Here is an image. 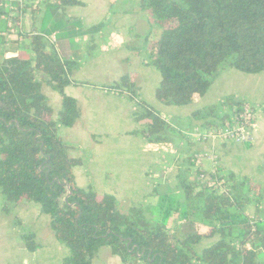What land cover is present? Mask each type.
<instances>
[{
    "label": "trees",
    "instance_id": "16d2710c",
    "mask_svg": "<svg viewBox=\"0 0 264 264\" xmlns=\"http://www.w3.org/2000/svg\"><path fill=\"white\" fill-rule=\"evenodd\" d=\"M46 4L52 5L48 11L63 12L84 5L79 0ZM13 6L17 9L0 6V35L12 23L18 27L17 39L0 36L3 212L10 214L24 202L39 204L41 215L50 217L55 240L68 251L63 264H94L104 247L122 264H264L259 261L264 254V187L226 172L219 163L217 172L209 173L189 157L185 163L194 173L180 171V165L175 189L165 195L156 190L147 203L128 211L116 197L78 186L74 168L83 162L70 156L59 131L73 128L82 116L78 101L66 93L78 63L60 57L44 37L65 24L42 33L21 32L22 9ZM139 11L148 14L151 29L143 47L130 53L150 58L161 77L156 99L166 107L196 103L227 70L264 73V0H139ZM21 38L29 41L27 48L21 47ZM137 78L128 75L109 90L135 101L132 118L142 129L133 136L152 147L168 146L165 132L171 123L138 98ZM45 84L61 98L57 113L43 91ZM244 104L228 98L193 117L202 122V131L219 129ZM209 179L217 185L210 186ZM23 240L29 253L40 249L34 234ZM205 240L213 243L198 250Z\"/></svg>",
    "mask_w": 264,
    "mask_h": 264
},
{
    "label": "crops",
    "instance_id": "0c3cea01",
    "mask_svg": "<svg viewBox=\"0 0 264 264\" xmlns=\"http://www.w3.org/2000/svg\"><path fill=\"white\" fill-rule=\"evenodd\" d=\"M46 1L23 0L24 7L20 14L21 29L19 28L21 32L42 33L46 30L56 29L53 26L63 23L65 25L59 29L60 31L57 30L51 34H56L57 38L61 35V41L58 38L56 46L49 45L50 48H55L64 60H68L66 59V55H73V48L75 46H81L90 41L88 35L91 34L95 35L94 40L97 45L99 44V50L102 54L106 53L103 57H99L89 64L86 62L87 60H84L83 55L75 56L74 61H77L78 65L75 66L72 72L71 78L73 83L66 88V93L78 101L82 113L78 123L73 128H68L71 131H64L66 132L65 139L70 147L69 154L74 159H80L81 154L79 150H88L94 153L92 157L93 162H95L94 168L91 159L87 166L84 167L82 164V166L74 168L77 183L79 179H84L88 183L86 185L78 183V186L84 189L91 188L100 195L107 194L116 197L123 211H128L133 206H140L143 203H147L148 199L146 197L157 190V185L161 183L160 179L163 178L158 175L160 171L158 170L159 172L157 171V173L156 170L161 166L162 170H169L164 165V161L172 158L174 160L173 166L180 167L183 160H187L189 157L194 158L199 151L203 150L202 146L196 145L193 141L188 140L190 134L202 131V122L195 120L193 113L204 108L212 107L217 102L222 103L223 100H220L225 97H233L236 101H240L241 98L239 95L232 93L228 95V90H225V88L220 89L218 87L216 91H212L213 93H211L212 87L204 98L190 106H186V108L192 107V109L191 111H184L183 116L178 111H171L173 107H166L156 100L158 112H162L163 115L165 114V117L167 115L166 113L174 112L177 116L176 119H183L182 121L187 122V126L183 125V128H181V133H184V137L181 138L180 146L178 147L180 149L179 152L182 153V158L177 157V152H173L168 146H164L163 148L160 146L152 147L143 138L129 135L132 132L131 130H137L131 121V128L123 130V122L129 119L132 104H128L125 101L126 95H116L109 90V87H112L128 75L129 71H139L140 67H145L147 70L152 68L149 66L150 58L148 56H130V49L143 47L145 38L151 29L148 16L138 10L139 0H135L137 8L130 10L120 7L116 13L111 12L114 7H112V3L114 1L117 3L119 0H79L85 5L84 7H72L66 9L64 12L55 10L48 11V8L52 5L46 4ZM28 3L31 4V7L28 6ZM32 9L34 10L33 14H31ZM23 11L26 12L22 13ZM16 14L17 12L13 13V15ZM11 25L16 27L14 23ZM16 30H18V27H16ZM9 33L10 31H6L0 36L9 40L18 38L16 36L17 34L11 37L8 35L7 38L6 34ZM20 45L21 47L27 48L29 41L21 38ZM109 48L116 51L109 53L112 50ZM5 49L7 48L4 47ZM153 76L154 79L157 78L155 77L156 75ZM140 79L141 77L138 74L137 81ZM137 81L136 85L138 83ZM76 82L83 83V85H77L75 84ZM93 85L99 87H93ZM86 88L88 90H93V88L99 90L103 95H85L83 90ZM137 89L138 93H140L139 89H142V87L138 85ZM138 98L146 102L142 95H139ZM108 103L110 105L106 106ZM152 103L154 104V101ZM257 126H259V135L262 132L264 133V125L260 124ZM83 139H86V141ZM132 146L136 150L132 149ZM225 146H230V144L220 146L222 148L220 152V156H222L220 167L226 172L234 173L237 177L252 179L264 187V169L260 168L262 159L264 158V140L258 136V142L256 144L253 143L252 146L241 145L243 147L238 148V151L247 157L257 158L254 159L255 162L253 165L249 163L238 165L233 164L229 159L223 160L225 158ZM137 150H140L142 158L136 159L133 162L130 157L138 156ZM96 156L97 158H95ZM175 169L178 170V168ZM114 173L121 174L118 177L120 182L115 188H111L114 184ZM103 174L111 177L107 178L109 180L106 182H103ZM93 179L102 181L103 186H100L98 189L93 184ZM88 180H91V183ZM125 204L127 207H124ZM31 210H35L39 216H42L40 208L30 202H24L17 206L10 214H5L3 212L2 197L0 196V222H4L3 224H10L9 219H3V216L9 217L16 213L19 215L17 218L21 220L22 225H25L26 222L32 225V221L27 220L28 212ZM33 234L36 238L37 234ZM36 243L40 245L39 242L36 241ZM212 243L213 241L205 240L203 245L209 246ZM41 248L40 245V249L31 254L39 255ZM108 261L109 264H122L120 259L114 256Z\"/></svg>",
    "mask_w": 264,
    "mask_h": 264
},
{
    "label": "rangeland",
    "instance_id": "374dc122",
    "mask_svg": "<svg viewBox=\"0 0 264 264\" xmlns=\"http://www.w3.org/2000/svg\"><path fill=\"white\" fill-rule=\"evenodd\" d=\"M30 5L31 4L28 3V6H30ZM84 6L85 5H83L81 7H84ZM112 7H113V9L111 10V12L116 13L120 7H124L125 9L128 8L130 10H133L134 8H137V4H136L135 0L134 1L133 0H119L117 3H116V1H114L112 3ZM29 11H31V10H29ZM33 13H34V10L32 9L31 14H33ZM112 13H111V15H112ZM145 15L148 16V14H145ZM148 19H149V17H148ZM70 20H72V19H70ZM88 37H89L90 41L84 43V45L75 46L73 48V55H66V59H68L69 61H74L75 56L83 55L84 60H87L86 62L89 64L91 61L97 60L99 57H103V55L106 54V53L102 54V52L99 50V44L98 45L96 44V42L94 40V37H95L94 34L88 35ZM107 45H106V48H107ZM109 49H112V48H109ZM101 50H103V48H101ZM112 50H110L111 52H109V53H113L114 51H116V50H113V51ZM131 55L132 54L130 53V56ZM149 66L152 67L151 65H149ZM152 71H154V72H152ZM128 73H129L128 75H132V74H137V75L139 74L140 75L141 79L137 81L138 83L136 86L138 87V85H140L142 87V89H139L140 93H138V94L142 95L143 98L146 100V102L148 104H150L151 107H153L157 110V108H156L157 107V102H156L157 99H156V93L155 92H156V89L158 88V86L160 84V79H161L158 71L153 67L150 68L149 70H147L145 67H140L139 71L131 70ZM128 75H126V76H128ZM153 75H156L155 77H157V78L154 79ZM119 82H117V83H119ZM93 87H99V86L93 85ZM218 87L220 89L225 88V90H228V95H231V93L235 94V95H239L241 98L240 101H243V100L246 101V102L244 101L245 102L244 105L247 104V105H250V106L252 105L255 107L253 109H255L257 114H256V117L254 116L255 122L253 123L254 137H255V140L253 143L256 144L258 142V136H260V138H262V140H264V133L262 132L261 135H259V133H258L259 126H257L260 124L264 125V73L259 74V75H249V74H244V73L236 71V70H227V71L223 72L222 75L220 76V78H218L216 80V84L214 83L213 88L211 89V93L216 91V89H218ZM49 88L50 87H48V85L45 84L43 91L50 98V100L52 102L51 105L53 106L55 112L57 113L61 109L60 96L56 92L51 91L52 89L50 90ZM142 90H143V92H142ZM83 91H84L85 95H103V94H101V92L99 90H95L94 88H93V90L92 89L88 90L86 88ZM137 91H138V89H137ZM117 95H120V94H117ZM124 95H126L125 101L128 104H132V109L130 111V116H129L130 120L127 119L126 121L123 122V124H124L123 130L130 129L131 128V122H132V123H134L135 127L137 128V130H135V131H140V129H142V125H139V124L136 125L137 123L134 122V120L132 118L133 111H134V109H136V103H135V101L131 100L127 96L128 94H124ZM209 95H211V94H209ZM228 98H233V97H228ZM228 98H226V97L222 98L220 101L223 100V102H224ZM57 99H59V100H57ZM141 101H143V100H141ZM152 101H154V104L152 103ZM81 102H82V99H81ZM220 104H221L220 102H217L216 105H214V106H217ZM108 105H110V103L106 104V106H108ZM184 109H187V110H184ZM191 109H192V107H188V108H186V107H184V108L183 107H173V108H171V111H174V112L178 111V113H180V115L183 116L184 111H191ZM174 112L173 113H166L167 114L166 118H167V116H169L167 119L170 118L169 122L171 123V128L165 132V136H167L169 138L168 148L170 150H172L173 152H177L176 153L177 157L182 158V153L179 152L180 149L178 147L180 146L179 144H180L181 138H183V137H181V136H183V134L181 133V128H183V125L187 126V122L182 121L183 119H180V118L176 119L177 116L174 114ZM227 113H231V112L228 110ZM233 117L234 116L232 115L231 118H233ZM59 131H60V136L62 137V139L67 144H69L65 139V133L66 132H64V131H71V130L68 128L62 127L61 130L59 129ZM131 131L132 132L129 135L133 136V133L135 131H133V130H131ZM134 137L139 138L140 136H134ZM189 137H190L189 140L193 141V138L191 136H189ZM140 138H142V137H140ZM83 140L86 141V139H83ZM103 141H105V140H103ZM226 144H230V146L224 147L225 158L223 160L229 159L233 164H238V165H243L246 163L253 165V163L255 162L254 159H257L255 157L249 158L245 154L239 152L238 148L243 147L241 145L237 146L236 144H233L230 142L226 143ZM198 145L203 147V150L199 151L196 154V155H202L203 156L202 160L200 161V163L198 165L202 167V170H205L209 173L217 172L216 171V165H218V163L220 164V160L222 157V156H220L221 155L220 152L222 150V148L220 146L224 145V143L218 142L215 145H213L214 147L211 146L212 144L211 145H209V144H206V145L202 144L201 145V143H198ZM206 147H208V149H206ZM131 148L136 150L134 146H132ZM137 151H138V156L130 157L133 162H135L136 159L142 158L140 150H137ZM79 153L81 154L80 159L82 160L84 167L88 165V163L90 162V159L92 160V157L94 156V153L91 151H88V150H79ZM206 154L208 155V157H206ZM204 155H205V157H204ZM213 155H215L217 157V162H216V159H214V160L211 159ZM97 156L95 158H97ZM195 156H194V158H195ZM127 157H129V156H127ZM172 157H174V156H172ZM263 159H262V165L260 167L261 169H264ZM185 162H186V159L183 160V162H182L183 165L180 167V171L189 170L188 173H190V174L194 173L193 171L195 168H193L191 166V169H189L190 167ZM92 163H93V168H94L95 162H93V160H92ZM164 165L167 168H169V170H166V171L164 169L162 170V168H161L162 166L156 170V172L159 170L161 173L158 171L160 173L159 174L157 172L158 175L163 177L162 179H160L161 183L157 185V191L163 195H165L169 191L170 188L171 189L176 188L177 183H178L176 175L179 172V167L173 166L174 160L172 158H170L168 161H164ZM203 166H204V168H203ZM175 168H178V170H176ZM102 176L104 178L103 182H106L107 180H109L107 178L111 177L107 174H103ZM119 176H121L120 173H114V177H113L114 184L111 188H115L117 186V184L120 182L118 179ZM78 178H80V177H78ZM88 181H89V183H91V180H88ZM76 183H77V181H76ZM78 183L82 184V185L88 184L86 181H84V179H79ZM93 184L98 189L100 188V186H103L102 181H100V180L93 179ZM0 196L2 197L3 206H4L5 201H4V197L1 193V191H0ZM33 204H35V203H33ZM35 205H37L38 208H40L39 204H35ZM124 207H127V205L125 204ZM18 216L19 215L16 213L10 215L9 217L3 216V219H9L10 224H6V223L3 224L4 222H0V264H63V260L65 259V257H67L68 251L66 250V248L64 246H62L59 242H57L55 240L54 233L50 227V217L45 216V215L39 216L38 212H36L35 210H31L28 212L27 220L28 219L31 220L32 225H29V222H26L25 225H22L21 220L17 218ZM33 233H36L38 235V237L36 235V241L39 242L41 247H42L41 250L39 251V255H32L31 253H29V251L26 250L25 242L23 240L24 235L33 234ZM176 235H178V236L181 235L180 230H177ZM204 247L205 246L200 247V248H198V250H202ZM112 257L113 256L111 253V249L109 247H104L99 251L98 255L96 256V258L94 260V264H109L108 260ZM259 261L264 262V254L259 256Z\"/></svg>",
    "mask_w": 264,
    "mask_h": 264
},
{
    "label": "built area",
    "instance_id": "2783aa9c",
    "mask_svg": "<svg viewBox=\"0 0 264 264\" xmlns=\"http://www.w3.org/2000/svg\"><path fill=\"white\" fill-rule=\"evenodd\" d=\"M14 4L19 5L21 9L24 7L23 0H0L1 7L5 6L10 9H17V7L13 6ZM17 33L18 30H16V27L11 25L10 33L8 34L9 37L16 35ZM44 37L50 45L56 46L58 39L56 34L50 36L44 35ZM253 108L255 107L246 104L243 106L242 111L235 115L231 121H228L224 127L208 131L195 132L189 136H191L197 143L209 145L212 144V147H214L213 145L218 142L224 144L230 142L236 145L252 144L255 140L253 126V123L255 122L254 116L256 117L257 114ZM206 157H208L207 154ZM202 158V155H196L195 158H193L192 162L195 164L196 168L201 167L198 164ZM211 159H216L217 162V157L215 155H213ZM204 177L205 175L202 174L201 179H204ZM208 184L214 187L217 185V183L212 179H209Z\"/></svg>",
    "mask_w": 264,
    "mask_h": 264
}]
</instances>
